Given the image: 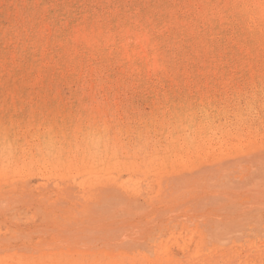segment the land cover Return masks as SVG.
I'll return each mask as SVG.
<instances>
[{
  "label": "bare ground",
  "instance_id": "obj_1",
  "mask_svg": "<svg viewBox=\"0 0 264 264\" xmlns=\"http://www.w3.org/2000/svg\"><path fill=\"white\" fill-rule=\"evenodd\" d=\"M262 114L264 0H0V264H264Z\"/></svg>",
  "mask_w": 264,
  "mask_h": 264
},
{
  "label": "rangeland",
  "instance_id": "obj_2",
  "mask_svg": "<svg viewBox=\"0 0 264 264\" xmlns=\"http://www.w3.org/2000/svg\"><path fill=\"white\" fill-rule=\"evenodd\" d=\"M59 4H60V3H59ZM241 78H242V77H241ZM241 78H240V80L235 79V80H236V82L234 83L235 85L232 84V85H231L232 87H231V86H230V87H225V88H226V90H225V88H224V92H225V93L221 91V92H220L221 94H220V93L218 94V98L220 97V100H218L220 104H218V105H221V104H222V105H225V104H224L225 102H230V101H227V99H229L231 96L233 97V95H235V93H237V92L239 93V92H241V90H243V89H244V90L242 91L243 94H242V93H241V94H242V96H244V94H245L244 91H245V89H246V87H245V86H246V84H245L246 80H245L244 78H242V80H241ZM241 82H242V84H241ZM236 87H237V89H236ZM242 87H243V88H242ZM233 88H235V89H233ZM228 89H229L230 91H229ZM239 89H240V90H239ZM237 90H238V91H237ZM64 93L67 95V94H68V89L65 88V89H64ZM226 93H227V94H226ZM225 94H226V95H225ZM229 95H230V97H229ZM223 96H224V97H223ZM226 96H227V97H226ZM50 97H51V95H50ZM222 97H223V98H222ZM63 102H64L63 99H62V101L59 100V103H58V104L62 105L61 103H63ZM222 102H223V103H222ZM230 103L232 104V103H236V102H235V101L233 102V101L231 100ZM145 104H146L145 102H141V106H142L143 108H145L144 110L147 111V112L151 111V110H152V107H151V106L148 107L149 104H146L147 106H146ZM226 104H227V103H226ZM150 105H151V104H150ZM56 106H57V105H56ZM63 106H64V105H63ZM232 106H235V104H234V105L232 104ZM227 107H228V106H227ZM227 107H226V108H227ZM59 108H61V107H59ZM59 108H58V109H59ZM148 108H149V109H148ZM232 108H233V107H232ZM233 110H234V109H233ZM262 115H264V114H262ZM229 117H230V116H229ZM230 118H231V117H230ZM86 121H87V120H86ZM137 151H138V153H137V152H136V153L138 154V156H140V155H142V154L144 153V150H143V151H142V150H141V151L137 150ZM142 152H143V153H142ZM124 154H125V152L123 153V155L121 154V156H124ZM126 154H127V153H126ZM126 154H125V155H126ZM140 158H141V157H139L138 159H140ZM20 179L23 180V181H20ZM20 179H17V178H16V180L19 182V183L16 182V186H19L20 184L23 185V183H24V184H27V181H25V180H28V179H25V178H20ZM34 179H36V181H35ZM45 179L47 180V178H44V179H43V178H42V179H41V178H40V179H39V178H30V179L28 180V184H29V181H31V182L33 181V183L30 182V185H28V184H27V185H28V186L34 185V183H36L37 181H38V183H39V182H40V183H43V182H46V181H44ZM50 179L52 180V181L50 180L51 182H54V183H53V184H54L53 186H55V185H56L60 180H62L63 178H56V179H55V178H50ZM65 179H67V182H70V181L72 180V178H71V179L69 178L70 180H69L68 178H65ZM65 179H64V180H65ZM81 179H82V180H81ZM81 179H80V178H73V180H72L73 182H71V183H79V182H86V183H88V181H89V180L91 181L93 178H92V179H91V178H86V180H84V181H83L84 178H81ZM125 179H126V180H125ZM158 179H159V180H162V178H161V179H160V178H146L145 180H144V178H119V180H120L121 182H124V183L126 182L125 185L128 184V183H127L128 180H129L130 183H133V182L135 183V181H136L137 185H135V184L133 183V184H132L133 187L140 188V190L143 188L142 191H145V190H147V189H151V187L154 186V184L156 185V184L159 182ZM41 180H42V181H41ZM54 180H57V181H54ZM75 180H76V181H75ZM78 180H79V182H78ZM80 180H81V181H80ZM130 180H131V181H130ZM143 180H144V181H143ZM157 180H158V181H157ZM50 181H49V183H51ZM65 181H66V180H65ZM138 181H139L140 183H139ZM25 182H26V183H25ZM56 182H57V183H56ZM89 183H90V182H89ZM130 183H129V184H130ZM141 183H142V184H141ZM18 184H19V185H18ZM129 184H128V185H129ZM148 184H149V188H148V186H147ZM36 185H37V183H36ZM128 185H127V186H128ZM130 185H131V184H130ZM130 185H129V186H130ZM142 185H143V186H142ZM51 186H52V184H51ZM146 186H147V187H146ZM152 188H153V187H152ZM22 209H23V208H22ZM21 211H22V210H21ZM188 245H189V246L186 245L188 248H187L186 246H185L186 248H185V247L181 248L180 245H173V247H175V248H170V247L168 246L167 249H166V251H165V253H166V252H167L168 254H169V253H170V254L173 253L174 255L177 256V259H179V260H183L186 256H188V255L194 253L195 249H196V251L199 250L198 247L196 248L194 242H191V243H189ZM178 247H179V249H181V250H179ZM226 247H228V246H226ZM235 247H237V245H236ZM169 248L172 249V251H170ZM199 248H200V247H199ZM229 248H230V247H229ZM239 248H240V247H239ZM173 249H175V250H173ZM202 249H203V250H202ZM227 249H228V248H222V250H227ZM230 249H232V248H230ZM177 250H178V251H177ZM201 250H202V251H201ZM201 250L197 251V252H199V253H196V254L203 255L204 253H206V254H209V253H210V249H208V250L206 251L205 248H201ZM204 250H205V252H203ZM196 251H195V252H196ZM171 252H172V253H171ZM178 252H179V253H178ZM253 252H255V250H253ZM165 253H164L163 255H164L165 257H168V255L165 254ZM173 254H172V255H173ZM178 254H179V255H182V256H179ZM172 255L169 256V257H173Z\"/></svg>",
  "mask_w": 264,
  "mask_h": 264
}]
</instances>
